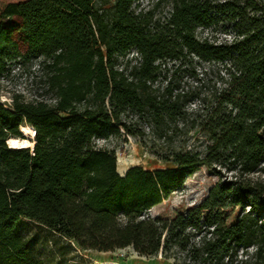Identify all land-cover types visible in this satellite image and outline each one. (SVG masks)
<instances>
[{
  "label": "trees",
  "instance_id": "16d2710c",
  "mask_svg": "<svg viewBox=\"0 0 264 264\" xmlns=\"http://www.w3.org/2000/svg\"><path fill=\"white\" fill-rule=\"evenodd\" d=\"M137 2L0 0V75L40 58L53 96L0 102V264H41L16 232L21 219L81 249L264 264V0H172L163 19ZM198 27L223 37L199 38ZM131 51L137 60L120 63ZM167 61L187 65L195 85L168 75ZM212 67L217 86L205 94L197 81ZM22 125L33 149L6 143ZM192 131L202 151L171 145ZM122 133L170 144L160 158L173 167L120 175L94 140ZM201 167L217 181L200 203L143 217Z\"/></svg>",
  "mask_w": 264,
  "mask_h": 264
},
{
  "label": "rangeland",
  "instance_id": "374dc122",
  "mask_svg": "<svg viewBox=\"0 0 264 264\" xmlns=\"http://www.w3.org/2000/svg\"><path fill=\"white\" fill-rule=\"evenodd\" d=\"M172 0H138L137 10H151L155 17L163 19L168 16L171 10ZM197 37L201 38L209 35L211 39L221 40L222 35L214 30L196 29ZM134 51L125 57L119 58L121 63L125 59L132 62L137 60ZM40 58H34L26 63H11L6 66L5 72L0 75V102L9 107L13 97L23 101L44 100L52 102V94L46 90L45 79L40 71ZM166 67L169 75L174 70V76L183 87L195 85L189 76V67L184 63L167 61ZM203 67L209 66L204 63H197L195 71L198 73ZM204 78L197 81L201 91L209 94L217 84H215V68H210ZM201 78V76L199 77ZM28 126V125H23ZM21 130V129H20ZM22 131V130H21ZM29 141L31 149L33 137L23 136ZM145 145H142L138 137L126 135L124 133L108 138L94 140L97 147L112 150L116 157V168L119 174L131 166H141L143 169L154 170L171 168L173 164L160 158L168 151L167 143H161L151 136L144 137ZM173 147L202 151L205 139L198 132H181L173 137ZM170 143V142H169ZM32 144V145H31ZM155 145L157 154L150 150V146ZM122 161L123 163H120ZM264 180V174H257ZM217 181V177L208 172L204 167L198 168L187 176L177 190L172 192L160 204L152 207L143 214V217H155L157 214L166 211L178 204L186 203L194 206L200 203L207 195L209 189ZM16 232L28 243L32 257L41 264H173V257L164 256L161 252L153 256L138 255L131 247L117 249L109 252L87 250L79 248L73 241L68 240L57 233L47 229L28 219H21L16 225Z\"/></svg>",
  "mask_w": 264,
  "mask_h": 264
},
{
  "label": "bare ground",
  "instance_id": "6f19581e",
  "mask_svg": "<svg viewBox=\"0 0 264 264\" xmlns=\"http://www.w3.org/2000/svg\"><path fill=\"white\" fill-rule=\"evenodd\" d=\"M20 129L22 132L28 136V137H34V130L30 126H20ZM8 147L10 148H20V147H28L30 142L25 140V139H19V138H14L11 137L6 140ZM32 145V144H31ZM120 163H123L120 161Z\"/></svg>",
  "mask_w": 264,
  "mask_h": 264
},
{
  "label": "water",
  "instance_id": "95a60500",
  "mask_svg": "<svg viewBox=\"0 0 264 264\" xmlns=\"http://www.w3.org/2000/svg\"><path fill=\"white\" fill-rule=\"evenodd\" d=\"M21 131V130H20ZM21 134H22V131H21ZM23 136H25V135H23ZM34 138V137H33ZM19 139H24V138H19ZM7 143V142H6ZM33 146H34V143H33V145H32V147H31V149H33ZM21 148V147H20Z\"/></svg>",
  "mask_w": 264,
  "mask_h": 264
},
{
  "label": "crops",
  "instance_id": "0c3cea01",
  "mask_svg": "<svg viewBox=\"0 0 264 264\" xmlns=\"http://www.w3.org/2000/svg\"><path fill=\"white\" fill-rule=\"evenodd\" d=\"M128 168H129V167H128ZM128 168H126V169L122 172V174H120V175H123V174L125 173V171H126Z\"/></svg>",
  "mask_w": 264,
  "mask_h": 264
}]
</instances>
